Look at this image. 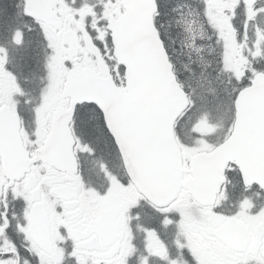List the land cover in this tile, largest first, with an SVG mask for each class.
I'll list each match as a JSON object with an SVG mask.
<instances>
[{"label": "snow or ice", "instance_id": "6c2138e0", "mask_svg": "<svg viewBox=\"0 0 264 264\" xmlns=\"http://www.w3.org/2000/svg\"><path fill=\"white\" fill-rule=\"evenodd\" d=\"M0 264H264V0H0Z\"/></svg>", "mask_w": 264, "mask_h": 264}]
</instances>
